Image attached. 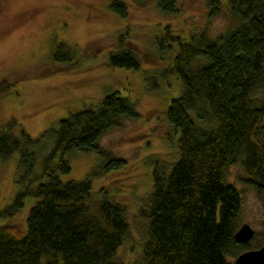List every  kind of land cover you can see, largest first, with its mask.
Returning a JSON list of instances; mask_svg holds the SVG:
<instances>
[{"label":"trees","instance_id":"16d2710c","mask_svg":"<svg viewBox=\"0 0 264 264\" xmlns=\"http://www.w3.org/2000/svg\"><path fill=\"white\" fill-rule=\"evenodd\" d=\"M156 1L162 11L177 12L176 0ZM208 5L211 16L224 11L230 19L217 37L186 38L170 26L156 37L160 53L176 45L169 71L181 79L182 93L167 118L180 135L178 157L170 168L155 162L152 190L141 200L145 238L138 264H233L256 239L235 238L243 200L227 171L241 162L264 200V0ZM111 8L126 17L125 2L113 0ZM115 36L109 64L138 69L136 53L124 46L129 33ZM76 53L61 42L51 58L63 63ZM7 84L0 82V94ZM136 115L130 97L113 90L95 108L72 112L37 137L16 120L0 126V158L19 155L23 183L0 216L34 198L25 222L0 225V264H124L117 251L129 231L125 207L104 188L94 192L92 174L81 181L60 174L70 171L74 150L96 152L102 171L121 167L125 160L100 148L99 140L122 117Z\"/></svg>","mask_w":264,"mask_h":264},{"label":"rangeland","instance_id":"374dc122","mask_svg":"<svg viewBox=\"0 0 264 264\" xmlns=\"http://www.w3.org/2000/svg\"><path fill=\"white\" fill-rule=\"evenodd\" d=\"M112 1L0 0V82H9L0 94V126L16 120L37 137L60 118L95 108L110 91L129 96L137 115L122 117L120 125L99 140L100 148L124 164L102 171L96 152L74 150L68 154L70 171L60 177L81 181L92 174V190L106 189L110 199L125 207L129 231L117 255L124 264H138L145 238L141 200L152 190L155 162L170 168L178 157L180 135L167 118L170 102L182 93L181 79L169 71L174 57L169 51L175 54L176 45L160 53L156 37L170 26L186 38L200 33L215 38L229 27L230 19L224 11L211 16L208 0H176L177 12L162 11L156 0H121L126 17L111 8ZM125 31L129 38L124 46L140 61L136 70L108 62L110 52L118 48L115 35ZM61 42L79 52L72 61L51 58ZM21 177L18 154L0 158V212L23 189ZM227 181L242 194L239 227L248 223L255 229L253 248H258L264 244V200L241 162L230 165ZM33 201L27 197L18 212L1 215L0 225L25 222Z\"/></svg>","mask_w":264,"mask_h":264},{"label":"water","instance_id":"95a60500","mask_svg":"<svg viewBox=\"0 0 264 264\" xmlns=\"http://www.w3.org/2000/svg\"><path fill=\"white\" fill-rule=\"evenodd\" d=\"M255 233L250 224L244 223L237 229L235 238L239 242L247 243L253 239ZM233 264H264V244L242 252L234 259Z\"/></svg>","mask_w":264,"mask_h":264}]
</instances>
